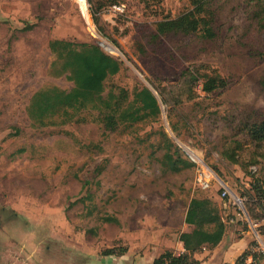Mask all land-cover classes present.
Listing matches in <instances>:
<instances>
[{
    "label": "rangeland",
    "instance_id": "374dc122",
    "mask_svg": "<svg viewBox=\"0 0 264 264\" xmlns=\"http://www.w3.org/2000/svg\"><path fill=\"white\" fill-rule=\"evenodd\" d=\"M88 1L94 27L76 0H0V221L29 229L25 241L43 242L55 264H142L141 255L149 260L163 248L179 253L194 198L260 233L248 212L224 205L222 192L249 201L264 180V143L248 133L264 121V0H210L212 38L157 32L158 22L193 9L195 0ZM115 3L123 13L112 10ZM55 39L97 45L121 63L103 92L121 102L114 129L109 111L98 109L46 127L31 120L36 92L75 86L54 66ZM212 78L218 87L206 92ZM145 87L160 114L134 121L122 113L139 108L135 93ZM164 135L174 144L169 151ZM204 167L212 175L205 187ZM249 204V212L263 213ZM9 245L0 236L3 258ZM124 247L131 257L104 254Z\"/></svg>",
    "mask_w": 264,
    "mask_h": 264
},
{
    "label": "trees",
    "instance_id": "16d2710c",
    "mask_svg": "<svg viewBox=\"0 0 264 264\" xmlns=\"http://www.w3.org/2000/svg\"><path fill=\"white\" fill-rule=\"evenodd\" d=\"M210 0H195L193 9L174 18H165L158 22V34L173 32L195 33L202 31L208 38L215 36L213 28L214 17L209 10ZM116 4V3H115ZM92 17H94L92 13ZM50 49L56 55L55 65H61L59 75L66 74L67 78L74 82L70 91L61 90L58 87L43 89L36 92L31 98L28 114L35 125L46 127L67 123L76 117L80 112L87 109L107 110V127L114 129L117 124V115L120 112L121 102L117 97L110 95L103 96L104 83L121 70V63L105 53L100 47L90 43H75L68 40L55 39L50 41ZM218 87L217 80L212 78L204 85L206 92H212ZM126 91H122V96ZM135 100L140 103L137 110L133 112L124 111L132 120L138 121L148 117H156L160 114L158 99L149 88H142L135 93ZM248 133L251 139L257 144L264 143V121L248 125ZM166 138V147L171 149L174 144ZM168 157L171 158L170 155ZM264 159V156H263ZM186 163L185 161H182ZM177 170L178 165L173 166ZM264 170V167H263ZM255 196L247 203L255 208L261 209L262 214H257L255 209L249 212L252 219L257 222L264 220V180L258 179L255 183ZM255 214V215H254ZM105 222L119 223L115 216L104 217ZM185 222L192 226L191 231L182 232L179 236L183 243L184 251L175 253L173 250H165L153 262L149 264H200L195 254L204 248H212L218 245L226 232V223L215 203L208 198H194L191 200ZM259 234L264 235V226L259 229ZM259 246L253 241L250 249L243 253L236 264H245L247 257L260 256L264 259V253L254 251ZM128 248L120 250L108 249L105 255L121 256Z\"/></svg>",
    "mask_w": 264,
    "mask_h": 264
},
{
    "label": "crops",
    "instance_id": "0c3cea01",
    "mask_svg": "<svg viewBox=\"0 0 264 264\" xmlns=\"http://www.w3.org/2000/svg\"><path fill=\"white\" fill-rule=\"evenodd\" d=\"M224 205H226V203H224ZM223 220L226 223V232L222 241L212 248H204L195 254V257L200 261V264H236L238 258L250 249L253 241L258 242L264 250V235L260 236L262 239L258 238V230L252 227V225H245V223L236 217H223ZM258 225L264 226V220L258 222ZM187 226L188 231H191L193 227L188 224ZM28 230L29 229H24L23 231L15 230L12 224L7 220L0 221V236L1 238L5 236L10 244L8 252L5 253L7 258H3L4 254H2L0 250V264H55V262L51 263V260H47L50 255L48 251L49 247L47 251H44L45 244L43 242L35 240L33 243L29 242V244L27 240L25 241L27 237L32 235V232H29ZM20 234H24L23 238ZM160 250V252L158 251V253L149 260L140 254L144 260L142 264H149L165 250L172 249L163 248ZM183 251L184 247L181 242L179 245V253ZM131 252L132 248H128L127 252L121 256L124 258L127 256L131 257Z\"/></svg>",
    "mask_w": 264,
    "mask_h": 264
},
{
    "label": "built area",
    "instance_id": "2783aa9c",
    "mask_svg": "<svg viewBox=\"0 0 264 264\" xmlns=\"http://www.w3.org/2000/svg\"><path fill=\"white\" fill-rule=\"evenodd\" d=\"M76 2L78 4L79 10H80L81 14L83 15V17L85 18V12H86L89 16V19L92 22V25H93L91 4L89 3V1L88 0H76ZM112 10L115 13H123L124 12V6L122 4H113ZM93 27H94V25H93ZM192 159L194 161L197 160L194 157H192ZM210 179H212V175L210 173H208L204 167V171L200 172V181L202 182V185L205 187L207 185V183H209ZM222 198L225 200L226 204L230 203V204L237 206L238 209L240 210L241 214L242 213L247 214L246 202L248 201V199L246 197L243 198L239 195L232 194V193H230V191L227 187L223 186ZM254 225H256V224H254ZM257 236H258V238L260 236L258 232H257ZM254 251L259 252V253H264V250L262 249V247L260 245L257 248H255ZM245 264H264V259L260 258V256H257L256 258H254L253 255H250L247 257Z\"/></svg>",
    "mask_w": 264,
    "mask_h": 264
},
{
    "label": "bare ground",
    "instance_id": "6f19581e",
    "mask_svg": "<svg viewBox=\"0 0 264 264\" xmlns=\"http://www.w3.org/2000/svg\"><path fill=\"white\" fill-rule=\"evenodd\" d=\"M85 16H86V18H88L89 19V16H88V14L85 12ZM106 46V45H105ZM109 46V45H108ZM112 47V46H111ZM110 49V51L111 52H113V49L112 48H109Z\"/></svg>",
    "mask_w": 264,
    "mask_h": 264
}]
</instances>
